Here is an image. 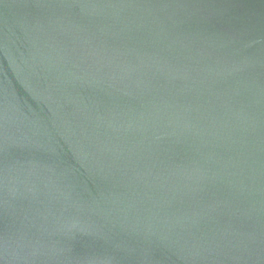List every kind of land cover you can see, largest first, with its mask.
Instances as JSON below:
<instances>
[{"label":"water","instance_id":"1","mask_svg":"<svg viewBox=\"0 0 264 264\" xmlns=\"http://www.w3.org/2000/svg\"><path fill=\"white\" fill-rule=\"evenodd\" d=\"M0 264H264V0H0Z\"/></svg>","mask_w":264,"mask_h":264}]
</instances>
